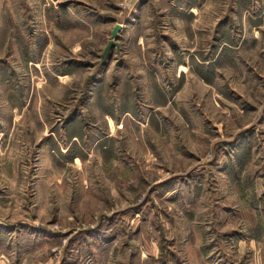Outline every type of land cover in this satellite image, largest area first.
<instances>
[{
  "label": "rangeland",
  "instance_id": "1",
  "mask_svg": "<svg viewBox=\"0 0 264 264\" xmlns=\"http://www.w3.org/2000/svg\"><path fill=\"white\" fill-rule=\"evenodd\" d=\"M0 264H264V0H0Z\"/></svg>",
  "mask_w": 264,
  "mask_h": 264
},
{
  "label": "water",
  "instance_id": "2",
  "mask_svg": "<svg viewBox=\"0 0 264 264\" xmlns=\"http://www.w3.org/2000/svg\"><path fill=\"white\" fill-rule=\"evenodd\" d=\"M120 27H121V25L119 23H117L114 26V28L112 30V33H111V39L109 40V42L107 43L106 47L103 50V54H102L103 55V58L107 55L110 46H112L115 43L114 40H113V38L116 36L118 30H120Z\"/></svg>",
  "mask_w": 264,
  "mask_h": 264
}]
</instances>
